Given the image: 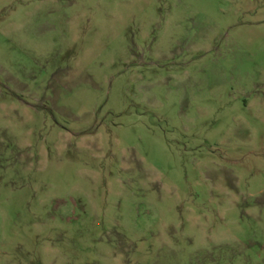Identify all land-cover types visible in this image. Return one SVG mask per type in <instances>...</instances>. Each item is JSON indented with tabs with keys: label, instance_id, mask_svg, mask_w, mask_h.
<instances>
[{
	"label": "rangeland",
	"instance_id": "rangeland-1",
	"mask_svg": "<svg viewBox=\"0 0 264 264\" xmlns=\"http://www.w3.org/2000/svg\"><path fill=\"white\" fill-rule=\"evenodd\" d=\"M0 264H264V0H0Z\"/></svg>",
	"mask_w": 264,
	"mask_h": 264
}]
</instances>
